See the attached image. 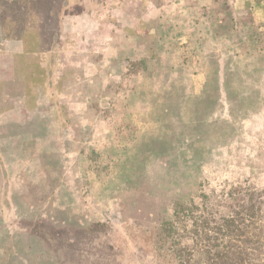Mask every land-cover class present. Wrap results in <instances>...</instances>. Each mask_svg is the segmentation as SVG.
<instances>
[{
    "label": "rangeland",
    "instance_id": "obj_1",
    "mask_svg": "<svg viewBox=\"0 0 264 264\" xmlns=\"http://www.w3.org/2000/svg\"><path fill=\"white\" fill-rule=\"evenodd\" d=\"M202 1L0 0V264H264V0Z\"/></svg>",
    "mask_w": 264,
    "mask_h": 264
},
{
    "label": "crops",
    "instance_id": "obj_2",
    "mask_svg": "<svg viewBox=\"0 0 264 264\" xmlns=\"http://www.w3.org/2000/svg\"><path fill=\"white\" fill-rule=\"evenodd\" d=\"M199 1H201V0H199ZM203 1L202 2H199L198 3V6H200V7L207 6L208 7V5H210V4L213 3L212 0H203ZM242 1H243V3L245 2V0H242ZM240 7H242V5H240ZM250 10H252L254 12V14L256 13V17L258 15V17L260 19H262V21L264 20V2L263 3L254 4V7L251 8Z\"/></svg>",
    "mask_w": 264,
    "mask_h": 264
}]
</instances>
